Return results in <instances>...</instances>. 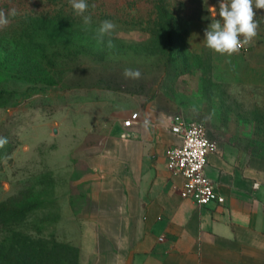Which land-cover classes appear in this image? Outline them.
<instances>
[{"label": "rangeland", "instance_id": "rangeland-1", "mask_svg": "<svg viewBox=\"0 0 264 264\" xmlns=\"http://www.w3.org/2000/svg\"><path fill=\"white\" fill-rule=\"evenodd\" d=\"M192 4L203 13L183 12L172 35L140 21L110 20L116 25L111 49L108 37L103 45L95 38L106 20L100 11L87 30L83 21L46 24L38 61L30 59L31 47L0 37V264H77L58 225L63 211L54 196L63 180L48 173L23 177V163L31 171L32 161L46 157L44 140L70 129L78 139L80 124L89 141L99 142L105 133L98 128L124 105L197 98L200 121L264 155V10H256L258 35L227 56L204 42L205 29L219 18V0ZM126 68L138 69L140 79H126Z\"/></svg>", "mask_w": 264, "mask_h": 264}, {"label": "crops", "instance_id": "crops-1", "mask_svg": "<svg viewBox=\"0 0 264 264\" xmlns=\"http://www.w3.org/2000/svg\"><path fill=\"white\" fill-rule=\"evenodd\" d=\"M136 111L140 120L126 127ZM201 113L194 97L124 105L98 128L105 133L99 142L89 141L80 124L78 139L70 129L44 140L46 157L32 161L31 171L23 163V177L48 173L63 180L54 196L63 211L58 225L61 241L78 250V264H264L263 154L207 125L218 150L209 155L206 174L224 204L184 198V176L167 168L168 147L183 140L171 119L200 121Z\"/></svg>", "mask_w": 264, "mask_h": 264}, {"label": "trees", "instance_id": "trees-1", "mask_svg": "<svg viewBox=\"0 0 264 264\" xmlns=\"http://www.w3.org/2000/svg\"><path fill=\"white\" fill-rule=\"evenodd\" d=\"M194 1L87 0L89 7L85 15H90L95 20L94 17L102 15L98 13L100 11L105 13L106 20L118 18L128 25L140 21L142 24L147 23L148 26L145 28L156 27V29L166 30L168 35H172L178 17L183 12L187 11L191 18L203 13V10L195 4L188 5ZM12 8H15L18 14L15 17H9L10 23L6 28L0 30V37L9 39L8 43L17 42L20 46L27 45L29 48L31 47L30 50L34 49L30 54V59L33 61H38L41 57L39 51L44 43L40 38L42 36L41 29L46 24L56 23L69 26L75 20L79 21L77 23L82 22V17L76 15L69 0H0V10L7 13ZM121 10L123 11L121 16L117 15ZM65 247L75 252L78 264V250L69 245ZM2 264L16 263L2 260Z\"/></svg>", "mask_w": 264, "mask_h": 264}, {"label": "clouds", "instance_id": "clouds-1", "mask_svg": "<svg viewBox=\"0 0 264 264\" xmlns=\"http://www.w3.org/2000/svg\"><path fill=\"white\" fill-rule=\"evenodd\" d=\"M76 15L82 17L83 25L87 30L92 23L90 15H85L88 11L87 0H69ZM256 10H264V0H219L218 19L211 22L204 31L205 46L219 55L232 56L240 51L245 45H249L258 35L259 24L257 23ZM216 12V7H212ZM15 8L7 13L0 10V30L6 28L9 17L17 15ZM116 25L110 20L100 22L95 30V38L99 44H105L111 49L114 47L112 34ZM123 75L126 79H140L141 73L138 69H124ZM3 142L0 141V144Z\"/></svg>", "mask_w": 264, "mask_h": 264}, {"label": "built area", "instance_id": "built-area-1", "mask_svg": "<svg viewBox=\"0 0 264 264\" xmlns=\"http://www.w3.org/2000/svg\"><path fill=\"white\" fill-rule=\"evenodd\" d=\"M140 118L138 111L133 112L123 124L129 127ZM143 121L149 122L148 119ZM171 130L183 139L180 144L171 145L166 151L167 168L174 174L184 176L182 196L192 198L199 206L224 204L225 195L220 193L206 174L209 155L218 150V141L209 135L207 124L175 114L171 119Z\"/></svg>", "mask_w": 264, "mask_h": 264}, {"label": "water", "instance_id": "water-1", "mask_svg": "<svg viewBox=\"0 0 264 264\" xmlns=\"http://www.w3.org/2000/svg\"><path fill=\"white\" fill-rule=\"evenodd\" d=\"M55 131H57V129H55Z\"/></svg>", "mask_w": 264, "mask_h": 264}]
</instances>
